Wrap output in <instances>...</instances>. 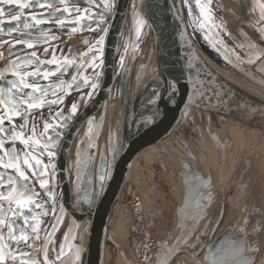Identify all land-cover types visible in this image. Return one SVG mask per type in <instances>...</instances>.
<instances>
[{
    "label": "water",
    "instance_id": "water-1",
    "mask_svg": "<svg viewBox=\"0 0 264 264\" xmlns=\"http://www.w3.org/2000/svg\"><path fill=\"white\" fill-rule=\"evenodd\" d=\"M68 1L69 0H67V4ZM81 1L82 5L80 7L78 6L81 10L90 9V11L93 12H101L100 8L90 5L87 0ZM141 1L140 5L143 11V17L146 19L149 34L153 43V58L151 63L153 66L150 68L151 76H149V78L142 84L139 83L140 78L144 74V69H141L142 57L141 55H138L136 51L135 54L133 52V56L130 54L129 59L126 60L124 58L123 62H126L124 67L121 66V56L122 54L124 56V51L119 55V60L117 62L118 53L121 51L120 48L123 33L128 24L127 21L131 0H115L104 45L105 63L103 67V75L98 84L99 86L102 83L101 88L99 89L95 100L92 102L91 107L86 108L82 112L80 117L77 118L66 134L63 133V138L59 140L56 147V174H58L64 188V201L62 207L64 209V214L56 229H59V227L64 224L67 214H70L72 217L70 218L72 221L71 223L73 224L72 231L69 233L68 229L64 236V252L68 253L71 251V247L75 250V247L78 244L75 240L76 226H74V222L76 225L78 224L76 223L77 221L79 222L86 219V224L83 227L81 243L83 238H86V235L89 236L82 257V264H102L105 240L107 238L116 240L111 234V226L108 225L109 211L123 192L133 167L144 148L151 144L159 149L158 151L162 150L163 141L167 137H173L174 133L187 123L188 118L192 115L191 112L193 107L196 104H202L204 107H209L210 109L226 113L234 119L237 118L240 122L241 120H245L264 126V100L243 92L241 89L227 81L207 60L203 54V50H201L194 37L191 41H188V34L191 33V31L185 19L184 8L182 12L183 23H180L177 17L173 15L174 9H171L172 0ZM232 1L236 5L241 3V9L244 12L249 13L248 0ZM68 6L71 7V5ZM28 11L29 10L27 9L25 10L26 13ZM31 11L39 13L48 10L34 8ZM226 12L233 20H235V17H240V13L232 6L228 7ZM74 15L75 14L70 15L68 18L73 19ZM72 26L74 25H70V27ZM186 26L187 32L184 31ZM42 27L48 30L47 33L54 30L62 32L54 23H48ZM101 27H103V25H101ZM29 31L33 34H38L41 31V28H31ZM90 32L91 34H88ZM230 33H232L231 37L237 38L232 31ZM67 34H80L85 39L91 40L98 38L102 33L83 31L76 33L67 32ZM85 34L88 35L84 36ZM136 38L137 34L136 37L134 36L133 40L136 41ZM0 39L8 41L14 40L12 42L14 43L15 40L21 39V37L0 34ZM134 41L129 43V45L131 44L130 49L133 45V47L136 48L135 43H133ZM236 42L238 43V41ZM37 45L38 46L35 48H27L25 51H17L15 55H9L8 45L0 48V50L7 49L6 54L2 57V63L4 65L2 64L0 70L4 69L9 62L13 60L12 58L15 59L16 56L25 55L26 51L38 49V47L41 46V44ZM123 48L124 50L126 48V55L128 45H125ZM156 57L161 63L160 71H158L159 69L157 70ZM197 57H202V60L210 65V68H205L203 62L200 59H197ZM189 61L195 66L192 69L188 68ZM258 63L259 62H257V65ZM257 65L249 66L245 63L242 66H237L232 64V70L239 73L255 86L264 89V83L259 82L260 79L264 78V72L260 71ZM30 67L31 65H21L20 71L24 72L23 69H28ZM125 69H127V72H125ZM197 69H199L198 79L201 82H207V86L202 98L199 94L200 90H196V93L192 95L190 102L191 107L186 110L185 103L189 102L188 96L193 93L191 83L186 77L189 72H191L192 77L196 78ZM209 71H211V76L207 75ZM120 73H122L121 90L118 100L116 101L117 108H109L108 113L110 129L105 136L101 147L97 150L98 152H95V149L92 151L93 147L99 146L98 144L106 123L103 122L101 118L96 120L97 123L101 124V127L96 138L90 141L91 147H86L81 144L82 139L88 131V123L85 128L82 129V127L88 121V118H96L99 113L104 112L105 108L101 111L99 107L107 100L110 94V99H113L112 97L114 96L116 89L115 88L113 91V87L114 84H116L115 87H117L118 81H116V79ZM154 73H162L164 77L169 79L175 77L178 80L179 92L177 93V97L179 107L174 115H161L156 117L155 124L151 126L145 124L143 127H140V121L147 116H150L152 113V108L148 101L151 97L152 89L159 83V81L153 80ZM249 73H251V75ZM81 74L88 77L90 80L92 77L95 78L91 68H88ZM253 77H256L257 79H254ZM8 78L11 79L13 77L8 74ZM29 82L31 83L32 81L29 80ZM0 83L4 82L0 81ZM86 87L87 86L79 89L81 90ZM79 89L75 91H78ZM71 92L74 91H70V93ZM134 118L135 124L133 123ZM19 120L23 119L19 117L14 119V123L17 126H19L17 124V121ZM53 122L54 121H52V123ZM187 141V139H185L184 142L177 141L176 144L187 157H191L192 151L187 145ZM201 142L203 141L201 140ZM232 142L233 139L231 136L223 138L220 142V155H224V153L231 147ZM41 143H43L42 140ZM216 143L219 144L218 139H216ZM113 145L117 148L114 161L112 159ZM8 146L9 145L6 144V147ZM16 147L18 150H21L22 145L17 142ZM59 148L61 150L60 154H58ZM81 148L86 149L87 155L90 156L91 159L87 166L83 168L80 175L79 186L77 185V179L75 180L74 187H77V189H74V199L76 200L74 204H72L73 194L67 175V161L70 153L75 154L77 161V153ZM33 154L39 157V149ZM21 156H23V152H21ZM46 156L47 155L40 157L44 160L45 164H47L45 159ZM104 160L107 161L106 164L103 163ZM243 162L245 163V167L241 170L238 182L235 184L234 188L238 200L233 203V207L229 213L230 216L228 215L226 218L227 221L214 238L213 232L211 231L212 229L210 230L209 220L213 213V211H211V208L214 205L212 196L216 191L215 186L217 185V182L214 181V183L213 180L210 179V183L205 185L203 181L208 180L210 177L205 173L202 174L198 169L194 167L192 168L191 163L188 160L185 161V164L187 165V172L185 174L189 171H192L195 174L183 178L184 188L182 195L176 203L177 206L175 208H177V217L174 222V227L170 230L162 231L161 234L155 238L156 247L152 256L154 264H212V261L208 258L210 249L215 250L217 248L228 247L233 240L241 236V229H243L245 234L247 246L249 248H258V252L252 261V264L255 263L262 245L258 242L253 243L251 239H257V231L264 228V193L262 190H257L252 192L250 197H245L250 182L253 179L250 172H248L253 163H250V159L244 160L243 156H241L240 159L234 163V170L231 174H234L239 168V165ZM49 171H51V165L49 166ZM222 172H225L224 168ZM196 173H199L200 175H197ZM223 173H220V175ZM101 176L104 178L102 189L100 184ZM228 187L229 184L226 183L225 187L221 189L219 203L225 202L226 195L228 196ZM97 189L100 190L99 196L95 195ZM78 192L85 193V198H87V194L91 193L93 202L91 204H83L79 202ZM209 195H211V199L205 201L204 198ZM29 207L35 208L34 205H29ZM40 212L39 208H35V213L38 214ZM40 217L41 215H37L39 221ZM205 220H207V222H205ZM85 226H87L86 231L84 230ZM29 234H32L30 230ZM66 235L68 236V239H65ZM6 236L7 233L5 230V240ZM205 237H207V239H205ZM173 249L177 250L174 254L166 258V254L172 252ZM16 250L26 252V245L21 244ZM202 251H204V253L201 256H198ZM122 255L123 254H121V256Z\"/></svg>",
    "mask_w": 264,
    "mask_h": 264
},
{
    "label": "snow or ice",
    "instance_id": "snow-or-ice-1",
    "mask_svg": "<svg viewBox=\"0 0 264 264\" xmlns=\"http://www.w3.org/2000/svg\"><path fill=\"white\" fill-rule=\"evenodd\" d=\"M90 5L101 9V12H93L90 9L81 10L78 6H68L67 0H0V34L8 36H19L21 39L15 40L14 43L8 40H0V48L5 45L9 46V55H15L17 51H25L27 48H35L38 45L32 41H43L48 43L50 40L59 39V37L49 36L48 30L42 26L48 23H54L61 30L67 29L71 33L92 31L102 33L94 40L85 39L83 43L87 45V50L78 54L76 57L69 59L64 56L57 59L53 54L52 59L41 60L36 51L26 53L22 56H16L9 64L0 70V264H70V262L81 261V253L83 251L82 243L75 247L72 256L67 260H62L65 255L64 250L55 256V260L49 259L47 243L43 247V260L39 258L40 247L39 241V224L37 215H47L46 211L35 213V208H41L43 201L39 198L36 191V183H39L40 189L52 201L53 211L55 209V196L57 195V187L49 183V180L56 175V147L63 133L68 129L70 123L76 118V113L80 107L79 101L74 102L71 106L69 114H65L62 107H59L70 91H75L81 87L89 86L90 91L87 96H81V100L87 102L95 94L99 80L103 75L104 67V45L108 32L107 27H101L107 21L103 13L111 12L115 5V0H87ZM213 0H172L171 9H174L173 15L177 17L180 23H183V7L188 8L189 25L192 32L188 34V41L193 36L201 34L202 38L209 44L218 55H220L226 63L242 66L247 63L249 66L257 65L259 70L264 72V46L257 44L247 33L241 29L244 36V43L238 41V46L246 53V57H242L234 48H229L221 33L232 36L227 30V22L221 20L216 21L213 10ZM193 6L197 12L193 14ZM220 7L221 5H217ZM34 8L46 9L48 11L35 12ZM29 10L27 13L25 10ZM258 10V16L256 15ZM249 13L253 17L250 21L253 27H259L261 38L264 39V0H253V4L249 7ZM75 14L73 19L68 17ZM133 14L135 19V31L137 37L146 23L142 9L137 10L133 5ZM75 25L74 27H69ZM41 28L38 34H33L29 29ZM187 32V26L184 29ZM215 32L213 36L212 33ZM234 38V37H233ZM187 43V42H186ZM191 46V45H189ZM135 54V50H134ZM43 55H49V48H45ZM200 59L205 68H210L206 61ZM124 56H121V66L123 67ZM35 64L32 71L21 72V65ZM195 67L190 61L188 68ZM69 68L75 69L70 82L60 79L65 75ZM88 68L93 70L95 80L92 81L81 73ZM127 72V69H125ZM11 75V79L8 78ZM251 75V73H249ZM79 75V79L77 76ZM211 76V71L207 73ZM57 77L56 79H52ZM199 69H197V77L194 78L191 72L187 75V79L191 83L193 93L188 96V103H185V109H190L192 95L196 90H200L201 98L207 86V82H201L199 79ZM257 79L256 77H253ZM29 80L32 82L30 83ZM153 80L159 81L156 87L152 89L149 105L152 106L150 116L140 121V127L145 124L151 126L155 124L156 117L161 116L160 104L167 97L166 104L175 106L177 104L176 95L179 92L178 80L173 77L171 79L164 77L162 73H154ZM264 83V78L259 80ZM65 84L68 85L69 91L64 90ZM49 96L53 97L49 99ZM58 106V110L53 113L49 112V117L53 123L45 122L43 132L37 133L36 120L34 113L41 111L45 107L51 108ZM33 117L29 121V117ZM23 119L24 123L17 126L14 123L15 118ZM88 131L82 139L81 144L91 147V140L98 135L101 127L95 118H88ZM133 123L135 124V118ZM31 124V127H29ZM39 135V138H34ZM218 139V137H217ZM43 140V143H41ZM17 142L22 145L21 150L16 147ZM6 144L9 145L6 147ZM39 149L40 156L33 153ZM23 152V156H21ZM117 148L113 145V161ZM47 155L48 164L40 157ZM77 185L80 184V175L83 168L87 166L90 156L87 155L86 149L81 148L77 153ZM103 163H107L106 160ZM51 165V171H49ZM103 176L100 178L101 189L103 188ZM205 185L210 183V178L203 181ZM78 192V201L83 204H91L93 197L91 193L87 194ZM95 195H100V190L95 191ZM205 201L211 199V195L204 198ZM5 203L7 207H5ZM15 205V207H13ZM34 205L35 208L29 207ZM206 206V205H205ZM64 209H61L59 217H56V223L53 225V231L61 222ZM22 221V223H21ZM75 226V222H74ZM5 230L7 233V241L4 239ZM31 231V235L29 234ZM85 231L87 226H85ZM72 229H69L71 233ZM241 236L233 240L228 247L217 248L209 251L208 258L212 264H252L257 247L249 248L245 239L243 229ZM65 239H68L66 235ZM31 241L29 244L28 242ZM27 245L31 251H17L19 245ZM177 249L166 254V258Z\"/></svg>",
    "mask_w": 264,
    "mask_h": 264
},
{
    "label": "rangeland",
    "instance_id": "rangeland-1",
    "mask_svg": "<svg viewBox=\"0 0 264 264\" xmlns=\"http://www.w3.org/2000/svg\"><path fill=\"white\" fill-rule=\"evenodd\" d=\"M141 0H131L130 10H129V16H128V24L124 30L123 38L121 40V53L124 51V58L127 60L130 58V54L133 56L134 50L137 52L138 55H141L142 57V67L144 69V74L140 78L139 83L142 84L145 82L150 74V68L153 66L152 58H153V43L152 39L149 34V29L147 22L144 23L141 32L139 33V36L134 41V36L136 37V31H135V19L133 14V5L136 6L137 10H141ZM217 5H221L218 7ZM234 7L238 11H241L243 13L242 9L239 10L238 6L233 3L232 0H213V10L215 13L216 21L219 23L221 20L227 22V30L228 32H234V27L236 25L235 20H233L230 16H228V13L226 10L228 7ZM185 18L188 20L189 24V13L188 8L186 6H183ZM197 12L196 8L193 6V14L195 15ZM143 15V11H142ZM146 21V19H145ZM190 29L191 26L189 25ZM256 34V33H253ZM212 35H215V32L212 33ZM221 36H223V40L225 44L229 48H234L241 56L246 57V54L242 50H240L237 45L233 42L232 39L228 37V35H224L221 33ZM259 41L264 40L261 38V34H256ZM201 50H203V54L207 58V60L211 63V65L219 72L221 76H223L227 81L230 83L237 85L239 87L244 88L245 90L249 91L252 95L264 98V93L259 91L257 88H255L249 81H247L243 76H241L236 71L232 70L233 66L232 64L226 63L223 59L224 63H220L219 61L213 59L202 47V45L197 41L202 40L206 45L209 46V44L205 41V39L202 38L201 34H196L193 36ZM130 38V41H129ZM131 41H134L136 48L132 46L130 49L129 43ZM128 45V50H125L124 46ZM211 48V47H210ZM134 49V50H133ZM212 49V48H211ZM133 50V51H132ZM213 50V49H212ZM214 51V50H213ZM215 52V51H214ZM123 56V54H122ZM160 61L156 57V65L157 70L160 71ZM126 65V62H123V67ZM122 68V67H121ZM153 69V68H152ZM117 82V87L114 92L113 99H110V108H117L116 101L118 100V96L120 94V87H121V75ZM139 84V85H140ZM170 106L166 104V102H162L160 104V110H167ZM152 108V106H151ZM205 108V109H204ZM153 110V109H152ZM161 111V113L163 112ZM104 113V112H102ZM102 113H99V115L95 118V120L100 117ZM109 113L106 111L103 115H109ZM191 116L188 118L187 123L182 126L179 130H177L174 133L173 137H167L163 141V149L160 150L161 154L166 157L170 156L173 158H179L178 153L171 149H179L176 142L177 141H183L187 139L188 141H199L200 137L199 134L202 132V129H206L205 132H209L212 135L209 136V139H213L214 135L216 137L221 138L223 136H226L230 133L235 135V140L239 139L238 147L242 148L243 143L247 139V145L250 147H255L257 144L259 146L264 145V126L256 124L254 122L245 121V120H238L237 118H233L226 113L219 112L214 109H210L209 107H204L202 104H196L193 107V110L191 112ZM207 116H212L217 119H219L218 124L215 125V127L208 126V122L206 121ZM108 117V116H107ZM109 119H107L106 125L103 129V134L101 135L99 146L93 147L92 151L98 152L97 150L101 147V144L103 143V140L105 136L107 135L109 131ZM217 128V129H216ZM202 134V133H201ZM204 138H207L204 136ZM259 139V140H258ZM192 145V143H191ZM208 148L212 147V143H207ZM258 147V146H257ZM171 148V149H170ZM157 148L153 145H148L144 148L143 152L140 154L137 163L135 167L132 170V173L129 177L128 183L134 184L135 186L129 187L123 190L121 193L123 196L119 197L117 201L115 202L113 208L111 209V221H114V225L118 223L119 216L123 214L125 216V221L128 220L126 215L129 214L130 220L126 223L125 229L126 232L123 236V241L119 242L116 240H112L110 238H107L104 243V250H103V258H102V264H117L119 256L123 254L124 250L130 253L132 260L135 264H142L141 258L143 257L140 254L138 243L147 244V246L152 247L150 252L153 253L154 249L156 247L155 244V238L156 236L160 235L162 231L164 230H170L176 220V212H175V205L178 202L179 199H177V192L179 190H174L172 185H170L172 182L178 183L181 176L187 172L186 168H180L179 172H173L172 168L174 167L172 163H168L167 160L162 159L161 157H157ZM218 149V148H217ZM254 149V148H253ZM249 152L250 154L254 153L253 150ZM159 150V149H157ZM91 151V153H93ZM184 153V152H183ZM247 153V155L249 154ZM97 154V153H95ZM94 154V155H95ZM204 153H202L203 155ZM215 154H218V151L215 152ZM245 156V152H243ZM93 155V156H94ZM243 156V157H244ZM234 165V164H233ZM213 166L209 168L208 172L205 173L210 177L211 180L216 181L217 185L215 186V193H213L212 199L214 200V205L211 208V211L216 210L219 205V197H220V191L224 184H229V191H228V210L232 209V205L237 198V193H235V182L238 178V175L240 174L241 170L244 169L245 163L243 162L241 164V167L235 171L234 174H225L226 178L224 179V176L221 175L216 176L213 172ZM232 168V167H231ZM234 170V167H233ZM250 175L253 177V179L250 182L249 189L247 192V195L245 196L250 197L252 192H255L257 190H262L264 193V161L260 162L259 164H254L252 167L249 168ZM233 173V171H232ZM216 179V180H215ZM151 184H155L159 188V192H154L152 188L155 187L153 185L151 187ZM155 189V188H154ZM250 194V195H249ZM144 197V199H143ZM179 197V196H178ZM145 202V203H144ZM264 202V197H263ZM150 206L149 209H158L156 214H147L146 207ZM155 210V211H156ZM232 212V211H231ZM230 216V214H228ZM227 215V217H228ZM131 216L136 218V222H140L141 226L138 232L134 231V225H132ZM154 217V220H153ZM167 218H171V220L168 222L166 221ZM144 219V220H143ZM227 221V220H226ZM225 221V222H226ZM159 224V225H158ZM250 226V224H249ZM136 229V228H135ZM254 235V234H253ZM257 239H251L253 243H261L264 244V228L257 231L256 233Z\"/></svg>",
    "mask_w": 264,
    "mask_h": 264
},
{
    "label": "flooded vegetation",
    "instance_id": "flooded-vegetation-1",
    "mask_svg": "<svg viewBox=\"0 0 264 264\" xmlns=\"http://www.w3.org/2000/svg\"><path fill=\"white\" fill-rule=\"evenodd\" d=\"M69 1H68V5H71V6L76 5V6L80 7L82 5V1L81 0H69ZM252 4H253V0H248L249 7ZM237 5L241 8L242 4L238 3ZM103 14H104V17H105V19L107 21L106 24H103V27H107L108 28V24H110L109 21H111L112 10H111V12L103 13ZM256 15L258 16V10H257ZM185 19H186L187 25L189 27L188 20H187V18H185ZM250 21L254 22L252 15H250L249 13L244 12V11H243V13H240V17H235L236 25L234 27L235 30L233 32L235 34V36H237V38H234L235 39L234 40L233 37L228 36L230 39L233 40V42L237 45V47L240 50H241V48L238 46V43L236 41H239L240 43H244L245 42L244 36L242 35V33L240 31L241 29L243 30L244 33H247V35L252 40H254L257 44H259L261 46H264V40L259 41L257 36H256V34H258V33L261 34L260 31H259V27H253L251 25ZM74 26H72V27H74ZM189 29H190V27H189ZM61 31L62 32L54 30L52 32L47 33L49 36L59 37V39L50 40L48 43H44L43 41H33L34 44H41V46H39L38 49H33L31 51L28 50V51H26V53H31L32 51H36L37 54L40 56L41 60L52 59L53 54L56 56L57 59H62L64 56H67L69 59H71L73 57H76L78 54L84 53L87 50L88 46L83 43L85 38L82 35H80V34H71V35H69V34H67V32H69L67 29L61 30ZM190 31L192 32V29H190ZM253 33H256V34H253ZM88 34H91V32L88 33ZM88 34H85L84 36H87ZM91 40H94V39H91ZM13 41L14 40H12L10 42H13ZM197 41H199V43L202 45V47L205 49V51L211 57H213V59L219 61L220 63H224L223 58L220 55H218L216 52H214L202 40L201 41L198 40V37H197ZM45 48H49V55H47V56L43 55V52H44ZM5 52H6V49L0 50V69L2 68L1 67L2 64H3L2 63V57L6 54ZM120 54H121V51H119V53H118L117 62L119 60V55ZM244 54H246V53L244 52ZM12 59H14V58H12ZM35 66H36L35 64H32L30 68L23 69V71H32V70H34ZM74 72H75V69L69 68L65 75H63L62 77H58V78L70 82L71 77L74 74ZM119 77L120 76H117L116 81H118ZM56 78L57 77H53V79H56ZM77 78L79 79V75L77 76ZM91 80L94 81L95 78L92 77ZM116 81H115V83H116ZM101 85H102V83L95 89V94L90 99H88L87 102H85L84 100H81V96L82 95L85 96V97L87 96V93L91 90L89 86H87L86 88H83L81 90L79 89L78 91L71 92L68 95L64 96L63 102H62V104L59 107L63 108V111H64V113L66 115L70 113L71 106H72V104L74 102L79 101V103H80V107H79V109H78V111L76 113V118L70 123L68 129L65 130L64 134H66L67 131L72 127V125L77 120V118L80 117L82 112L86 108H90L91 107V104L95 100V98H96V96H97V94L99 92V89L101 88ZM115 85L116 84H114L113 91L116 88ZM64 90L66 92H68L69 89H68V85L67 84H65ZM110 96H111V94H110ZM110 96L99 107L101 111H102L103 108H105L104 113L106 111L108 112V110L110 108V105H109V103L111 102L110 101V98H111ZM52 98L53 97L49 96V99H52ZM2 107L3 106L0 105V108H2ZM54 108H56V109H54ZM57 110H58V106H53L51 108V110L49 108L45 107V109H42L41 111H36L34 113V118L36 120V126H37L36 130H37L38 134L43 132V128H44L45 122L52 123V120L49 117V112L51 111V112L55 113ZM104 113H102L100 115V117H98V119L101 118L103 120V122L106 123L107 119H108V117H107L108 115L104 116L103 115ZM32 118L33 117L30 116L29 117V121H31ZM217 120L219 121V119H217L215 117H212V116H207L206 117V121L208 122V126H211V127H215V125L218 124ZM23 123H24L23 120L17 121L18 125H21ZM87 123L88 122H86L83 125L82 129L87 126ZM29 127H31V124H29ZM205 130L204 129L201 130L202 132H200V134H199L200 140L196 141V143H195V141H191V142L187 141V145L189 146L190 150L192 151V156L191 157L190 156L187 157L185 155V153H183V151L180 150V149H171V148H170L171 150H173L176 153H178V155H179L178 159L177 158H173L172 159L170 156H168V157H166L165 155L163 156V154H161V152L156 149V151L158 153L157 157H159V158L161 157L162 159L167 160L168 163H172L173 166H174L172 168V171L173 172H177V173L179 172V169L182 168V166H183V168H186V166H187L185 164L186 160H188L191 163L192 168L194 167V168L198 169L199 171H201L202 174L203 173H207L209 168H211V166H213L212 167L213 168L212 169L213 170L212 173H214L216 176H219L220 173H223L222 170L224 168L225 172L223 174H221L222 177L224 176V179L226 178V175H225L226 173H227V175L229 173L230 174L232 173L233 166H234L233 164L235 162H237V160L240 159L241 156H244L243 152L246 153L245 156L243 157V159L244 160L245 159H250L251 160L250 163H254L256 165V164H259L260 162L264 161V145L259 146V144H257L258 147L257 146L250 147V146H248L246 144L247 143V139H246V141L243 143L242 148H239L238 147L239 139L235 140V135L232 134V133L226 135V136H231V138L233 139L231 147L224 153L223 156L220 155V150H221L220 142L226 136L218 138V142H219V144H218V143H216V139H217L216 135H214L213 139H209V136L212 135V134L209 133V132H205ZM204 136L208 137V139L204 138ZM37 137H39V135ZM201 140L203 142H201ZM210 142L212 143V147H210V148L206 147L207 143L209 144ZM191 143H192V145H191ZM251 149L255 150V151H253L254 153H252V154L249 153L251 151ZM217 151H218V154H215V152H217ZM60 152H61V150L59 148L58 154H60ZM202 153H204V154L202 155ZM247 153H249V154L247 155ZM45 159H46V163L48 164V157L46 156ZM136 163H137V161H136ZM136 163H135V165H136ZM135 165H134V167H135ZM240 167H241V164L239 165V168ZM199 173L198 174L196 173V174L200 175ZM191 174H195V173H193L192 171H189L187 174H183V176H181V178H180L178 183L172 182L170 184V185H172L174 190H176V191L179 190L177 192V194L179 196V197L177 196V199L180 198V196L182 195V192H183V188H184V186H183V178L188 176V175H191ZM67 175H68L69 184L71 185V191H72V194H73L72 204H74V202L76 200V199H74L75 198L74 197V189H77V187L76 188L74 187L75 180L77 179L76 156H75L74 153L73 154L70 153V155L68 157V161H67ZM238 179H239V175H238V178H237L235 184H237ZM49 183L51 185H53V186H56L57 189H58L57 195L55 196V209H54V211H53L52 201L49 200L48 197L46 196V194L40 189L39 183L38 182L36 183V187H37L36 191L39 194V198L43 201V203L41 205V208H39V210L40 211H46L48 213L47 215H43V216L40 217V222L41 223L39 224L38 246L41 249L40 255H39V258L41 260H43V247H44V245L46 243H47V247H48L49 259L50 260H55V256L61 251V249L64 250V247H65V242H64L65 232L68 229H72V225H73L71 223L72 221L70 219V218H72L71 215L67 214V216H66V218L64 220V224L61 227H59V229H56L55 231H53V225L56 223V217L60 216L61 209L63 207L64 188H63V185L61 183V180H60L58 174H56L54 177H52L49 180ZM135 185H136V183L132 184V186H131V184L127 182L125 187L127 189V188L133 187ZM153 185H155V184H151V187ZM225 185L226 184H224L221 189H223L225 187ZM154 188H152V189L155 190L154 191L155 193L157 191L158 192L160 191L159 188L156 185H155ZM122 196L123 195L121 194L120 197H122ZM227 197L228 196L226 195V200H227ZM143 199H144V197H143ZM226 200H225L224 203H219L218 208L216 210H213V213L211 214V219L209 220L210 221V230L212 229L211 231L213 232L214 238L216 237V234H218V232L220 231L221 227L225 224L227 215L230 213V209L228 210V204H227ZM114 204H113V206H114ZM113 206L111 207V209L113 208ZM175 206H177V205H175ZM5 207H7V204H5ZM13 207H15V205H13ZM145 207H146L147 214H152V213L156 214V213H158L157 212L158 209L157 210L155 208L154 209H149L150 206H147L146 204H145ZM111 209L109 211L108 225L111 226V228H112V230H111L112 236L117 241L121 242L124 239L123 236L125 235L124 232H126V229H125L126 222H128V220H130V216H129V214L126 215L128 220L125 221V216L123 214H121L119 216L118 223L116 225H114V221H111V218H110L111 217ZM176 210H177V208H175V212H176ZM131 220H132V225L135 226L134 227V231L138 232L139 229H140V226H141L140 222L137 223L136 222V218H134L132 216H131ZM153 220H154V217H153ZM167 220L169 222L171 220V218H167L166 221ZM205 222H207V220H205ZM76 223H78V224L75 225L76 226V228H75V240L77 241V243H78L77 246H78V245L81 244L83 227L86 224V219H83L82 221H79V222L77 221ZM173 227H174V224H173L172 228ZM88 232H89V229H88ZM87 234H89V233H87ZM88 236L89 235H86V238H83V240H82L83 251L81 253V259L83 257V253H84L85 247L87 245ZM7 239H8V237L6 236V241H7ZM205 239H207V237H205ZM28 243L30 244L31 241H29ZM68 244H69V242H68ZM261 245H262L261 251H260L259 256L257 257V260L255 261L254 264H264V244H261ZM199 246H198V248H199ZM138 247H139L140 254L143 256L141 258V263L142 264H154V260L152 258L153 253H148V252H150L152 247L147 246V244H143V242L141 244L138 243ZM29 251H31V249L26 245V252H29ZM73 251H74V248L71 247V251H69L68 253L64 252L65 255H63L61 257V259L62 260H67L68 257L71 256ZM203 253H204V251L200 252L198 256H201ZM127 263L128 264H135L133 262V260H132V257L130 255V253L125 250L123 252L122 257L119 256L117 264H127ZM56 264H60V262L57 261ZM70 264H73V262H71ZM74 264H81V261H75Z\"/></svg>",
    "mask_w": 264,
    "mask_h": 264
},
{
    "label": "bare ground",
    "instance_id": "bare-ground-1",
    "mask_svg": "<svg viewBox=\"0 0 264 264\" xmlns=\"http://www.w3.org/2000/svg\"><path fill=\"white\" fill-rule=\"evenodd\" d=\"M6 52H7V49H6ZM6 52H5V53H6ZM231 84H232V83H231ZM251 84H252V83H251ZM233 85H234V84H233ZM252 85H253L255 88H257L259 91H261L262 93H264V89H262V88H260V87H258V86H255L254 84H252ZM234 86H236L237 88L241 89L243 92L252 95L249 91L245 90L244 88L239 87V86H237V85H234ZM252 96H254V95H252ZM255 97H257V96H255ZM257 98H260V97H257ZM176 99H177V104H176L174 107H173V106H170L169 109H167V110H165V111L160 110V111H163V112L161 113V115H163V116H172V115H174V114L177 112L178 107H179V103H178V97H177V95H176ZM260 99L264 100V98H260ZM166 100H167V97H165V98H164V101H162V102H166ZM162 102H161V103H162ZM127 264H128V263H127Z\"/></svg>",
    "mask_w": 264,
    "mask_h": 264
},
{
    "label": "crops",
    "instance_id": "crops-1",
    "mask_svg": "<svg viewBox=\"0 0 264 264\" xmlns=\"http://www.w3.org/2000/svg\"><path fill=\"white\" fill-rule=\"evenodd\" d=\"M239 10H241V8L238 6ZM236 9V8H235ZM237 10V9H236ZM238 11V10H237ZM239 13H241V11H238Z\"/></svg>",
    "mask_w": 264,
    "mask_h": 264
}]
</instances>
